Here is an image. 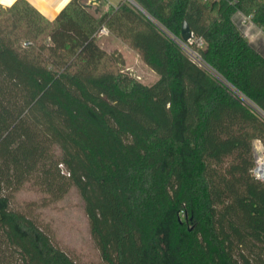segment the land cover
<instances>
[{"label":"trees","instance_id":"1","mask_svg":"<svg viewBox=\"0 0 264 264\" xmlns=\"http://www.w3.org/2000/svg\"><path fill=\"white\" fill-rule=\"evenodd\" d=\"M132 1L98 16L71 0L53 21L0 6V264H78L12 206L27 183L49 202L76 190L103 264H264V49L234 20L264 31V0ZM184 23L215 74L170 37Z\"/></svg>","mask_w":264,"mask_h":264},{"label":"rangeland","instance_id":"2","mask_svg":"<svg viewBox=\"0 0 264 264\" xmlns=\"http://www.w3.org/2000/svg\"><path fill=\"white\" fill-rule=\"evenodd\" d=\"M254 43L264 49V36ZM145 69L143 64L138 68L123 67L141 84L150 85L155 78ZM12 206L30 216L78 264H103L90 236L83 202L74 188L60 200L49 202L43 193L27 183L14 193Z\"/></svg>","mask_w":264,"mask_h":264},{"label":"crops","instance_id":"3","mask_svg":"<svg viewBox=\"0 0 264 264\" xmlns=\"http://www.w3.org/2000/svg\"><path fill=\"white\" fill-rule=\"evenodd\" d=\"M16 0H0L1 7H9ZM32 7H34L41 15H43L49 21H53L61 10L71 1V0H25ZM85 4H88L90 0H84ZM121 0H100L99 5L92 6L90 11L96 15L106 12L109 8L116 9ZM100 47L108 53H113L119 55L120 62L124 63V67L131 66L134 68L140 67L142 65L139 60L138 55L127 48L120 40L114 38L113 36L104 35L97 38ZM138 65V66H137ZM146 71L150 72L156 80V75L149 70L147 67Z\"/></svg>","mask_w":264,"mask_h":264},{"label":"built area","instance_id":"4","mask_svg":"<svg viewBox=\"0 0 264 264\" xmlns=\"http://www.w3.org/2000/svg\"><path fill=\"white\" fill-rule=\"evenodd\" d=\"M234 20L237 22L240 34L249 43H254L256 40H259L260 37L264 36L263 29L253 23L251 15H245L237 11L234 15ZM104 35H108V31L105 28H102L96 34V37L98 38ZM170 37L189 55L192 61L197 63L199 66L207 69L209 72L214 73V71L202 61L199 54L191 48L192 43H195L199 48H203V42L201 39L195 40L190 37L188 41L184 42L172 35H170ZM252 148L254 154V166L251 170L252 176L255 179L264 181V146L260 141L255 140L252 143Z\"/></svg>","mask_w":264,"mask_h":264},{"label":"water","instance_id":"5","mask_svg":"<svg viewBox=\"0 0 264 264\" xmlns=\"http://www.w3.org/2000/svg\"><path fill=\"white\" fill-rule=\"evenodd\" d=\"M129 2H131L132 4H134V2L132 0H128ZM100 4V0H90L88 4H85V7L87 9H91L92 6L94 5H99ZM135 5V4H134ZM136 6V5H135ZM137 7V6H136ZM139 8V7H137ZM140 9V8H139ZM141 10V9H140ZM142 11V10H141ZM191 37V32L188 28V25L186 23L183 24L182 26V30H181V38L182 41L186 42L188 41V39Z\"/></svg>","mask_w":264,"mask_h":264}]
</instances>
